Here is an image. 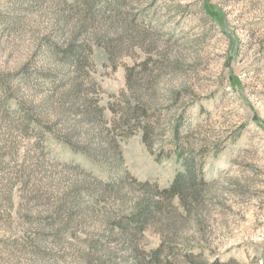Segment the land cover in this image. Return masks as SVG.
<instances>
[{"label":"rangeland","instance_id":"1","mask_svg":"<svg viewBox=\"0 0 264 264\" xmlns=\"http://www.w3.org/2000/svg\"><path fill=\"white\" fill-rule=\"evenodd\" d=\"M116 1L0 0V264H264V0Z\"/></svg>","mask_w":264,"mask_h":264},{"label":"trees","instance_id":"2","mask_svg":"<svg viewBox=\"0 0 264 264\" xmlns=\"http://www.w3.org/2000/svg\"><path fill=\"white\" fill-rule=\"evenodd\" d=\"M96 1H99V0H96ZM102 2H103V6H104L105 9H109L111 7H114V4L112 6L111 4L107 3L106 1H102ZM116 2H119V5H120L121 0H117ZM115 4H116V6H118V7H115L116 11H119L120 8H119L118 3H115ZM81 56H82V52L80 51V49L76 48V63L77 64H79L80 60L82 59ZM136 102H137L138 106L145 107V104H143L142 101H140L139 98H138V100H136ZM179 132H180L179 124L176 123V124H174L172 135H173V138H174V141H175V144H176L175 148H176L177 156L180 158L181 155L183 154V152H185V150L182 151L181 148H180V145H179ZM145 134H146V136H145V140L146 141L145 142L148 143L149 132L146 131ZM193 168L194 167L192 166V164H190L188 162V165L186 164L185 173H181V174L179 173L178 174L173 186L170 188L169 191H167V193H169L170 196H172L171 197L172 199H174L175 197H180L182 199V201L184 202V194H185V192L187 190L186 186L187 185L193 186V187H190V189H192V188H194V186H196V182H198V180H197L198 177H197L196 170L193 169ZM200 181L204 185L208 184L207 181L204 178H201ZM144 186H146V188H148L149 185L148 184H144ZM153 197L154 196L152 195V192L148 191L146 193L145 197L143 198L142 202H139L136 205V209H135V212H134V217H136V223L138 225L143 224V222L147 218L148 214L156 213L157 211H159L161 209V207H159V204L157 202H155ZM195 200L197 201L198 198L194 197L193 201H195ZM142 213H144V215L141 217Z\"/></svg>","mask_w":264,"mask_h":264}]
</instances>
